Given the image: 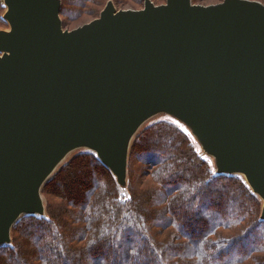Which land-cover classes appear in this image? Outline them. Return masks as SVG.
I'll list each match as a JSON object with an SVG mask.
<instances>
[{"label": "water", "instance_id": "95a60500", "mask_svg": "<svg viewBox=\"0 0 264 264\" xmlns=\"http://www.w3.org/2000/svg\"><path fill=\"white\" fill-rule=\"evenodd\" d=\"M0 28V247L79 151L128 187L132 144L158 117L183 125L216 173L241 175L264 220V3L109 1L65 29L62 0H3Z\"/></svg>", "mask_w": 264, "mask_h": 264}, {"label": "trees", "instance_id": "16d2710c", "mask_svg": "<svg viewBox=\"0 0 264 264\" xmlns=\"http://www.w3.org/2000/svg\"><path fill=\"white\" fill-rule=\"evenodd\" d=\"M109 1L142 9L146 0H62L64 28ZM5 9L0 0V28H9ZM161 118L132 144L126 189L96 153L77 152L43 189L46 216L18 221L0 264H264L262 200L243 176L217 174L183 125Z\"/></svg>", "mask_w": 264, "mask_h": 264}, {"label": "rangeland", "instance_id": "374dc122", "mask_svg": "<svg viewBox=\"0 0 264 264\" xmlns=\"http://www.w3.org/2000/svg\"><path fill=\"white\" fill-rule=\"evenodd\" d=\"M257 1H259V0H257ZM222 2V1H221ZM261 2V1H260ZM166 3V2H165ZM218 3H220V2H218ZM214 4H217V3H214ZM202 5V4H201ZM211 5V4H210ZM106 7V6H105ZM144 8V7H143ZM118 9V8H117ZM118 10H122V9H118ZM123 10H127V9H123ZM134 10H140V9H134ZM98 16H99V13H98ZM98 16L96 17V18H98ZM96 18H93V17H85V19H84V24H82V23H79L78 24V26L80 27V26H83V25H85V24H87V23H90L92 20H94V19H96ZM78 28V27H77ZM4 29H7V28H4ZM76 29V28H75ZM73 30V29H72ZM160 119H162L161 117H158V118H156V119H154L155 121H158V120H160ZM153 120V121H154Z\"/></svg>", "mask_w": 264, "mask_h": 264}]
</instances>
